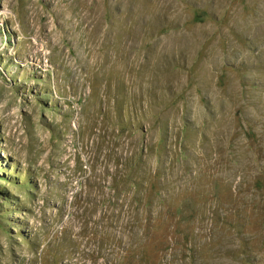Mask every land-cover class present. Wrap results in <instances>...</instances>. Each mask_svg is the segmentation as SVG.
<instances>
[{
	"label": "rangeland",
	"instance_id": "1",
	"mask_svg": "<svg viewBox=\"0 0 264 264\" xmlns=\"http://www.w3.org/2000/svg\"><path fill=\"white\" fill-rule=\"evenodd\" d=\"M0 264H264V0H0Z\"/></svg>",
	"mask_w": 264,
	"mask_h": 264
}]
</instances>
